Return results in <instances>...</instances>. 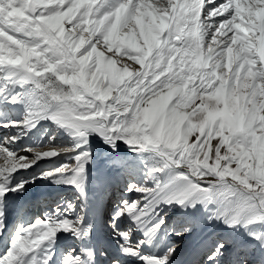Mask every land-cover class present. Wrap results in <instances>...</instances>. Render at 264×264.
I'll return each instance as SVG.
<instances>
[{"label":"snow or ice","instance_id":"1","mask_svg":"<svg viewBox=\"0 0 264 264\" xmlns=\"http://www.w3.org/2000/svg\"><path fill=\"white\" fill-rule=\"evenodd\" d=\"M0 129V264H264V0H0Z\"/></svg>","mask_w":264,"mask_h":264},{"label":"bare ground","instance_id":"2","mask_svg":"<svg viewBox=\"0 0 264 264\" xmlns=\"http://www.w3.org/2000/svg\"><path fill=\"white\" fill-rule=\"evenodd\" d=\"M4 130V129H3ZM5 131V130H4ZM6 134V133H5ZM29 145H32L34 147V150L35 151H43V149H47V148H50V145H48V147H45V146H42V147H38V146H35L34 144V141L32 140H28L26 142H23V141H20L17 145H15V147H17L20 151H19V155H26V153H29V154H32L31 152H26V151H23V149ZM4 161H3V158L0 157V165H3ZM30 172V171H29ZM44 187V186H42ZM49 187V186H48ZM32 190L29 191V193H31Z\"/></svg>","mask_w":264,"mask_h":264},{"label":"rangeland","instance_id":"3","mask_svg":"<svg viewBox=\"0 0 264 264\" xmlns=\"http://www.w3.org/2000/svg\"><path fill=\"white\" fill-rule=\"evenodd\" d=\"M50 148H51V146H50ZM26 156H31V154H29V153H26ZM60 163H63V160L61 159V158H59V160H58ZM58 166V165H57ZM42 184V183H41ZM45 183H43V186L45 187ZM39 186H42V185H37V187H39ZM48 187V186H47Z\"/></svg>","mask_w":264,"mask_h":264}]
</instances>
